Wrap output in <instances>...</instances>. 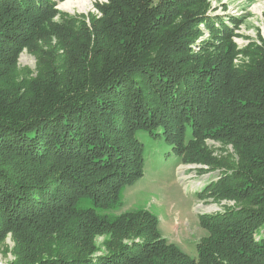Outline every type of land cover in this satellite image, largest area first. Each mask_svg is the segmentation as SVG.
Instances as JSON below:
<instances>
[{
    "label": "trees",
    "instance_id": "obj_1",
    "mask_svg": "<svg viewBox=\"0 0 264 264\" xmlns=\"http://www.w3.org/2000/svg\"><path fill=\"white\" fill-rule=\"evenodd\" d=\"M207 1L108 0L86 23L64 18L56 0H0V246L10 234V264H264V43L237 46ZM23 49L38 59L28 86L15 81ZM238 55L248 61L236 66ZM142 135L182 164L215 160L205 139L234 151L209 167L219 176L198 198L242 205L199 217L195 257L168 244L151 213L116 214L145 174ZM98 235L105 253L93 257Z\"/></svg>",
    "mask_w": 264,
    "mask_h": 264
},
{
    "label": "rangeland",
    "instance_id": "obj_2",
    "mask_svg": "<svg viewBox=\"0 0 264 264\" xmlns=\"http://www.w3.org/2000/svg\"><path fill=\"white\" fill-rule=\"evenodd\" d=\"M160 1L152 0V3L156 5ZM107 3L108 0H63L60 2L56 0L55 8L64 14V18L67 16L82 18L89 23L91 16L101 17L97 7L107 5ZM206 6L210 17L215 18L216 21H223L232 30L235 35L233 41L237 46L240 48L246 45L262 46V41L264 43V0H208ZM190 11L198 13V8H191ZM56 19L64 25L59 18ZM234 21L235 23H232ZM199 28L203 34L197 38V43H202L206 41L209 33L203 25H199ZM214 41L211 40V42ZM49 42L39 46L45 52H49L51 47L56 46L57 41L55 37H51ZM218 52L217 49L212 51L215 54ZM61 53L60 51L56 55L57 60L62 58ZM247 61L246 57L238 55L234 64L239 66L241 62ZM16 62L18 72L15 81L17 80L19 85L28 86L32 78L37 75V57L29 49H23L18 54ZM9 85L11 86L12 83ZM20 92L23 93V89ZM114 122L117 124L120 120L115 119ZM139 138L146 149L145 174L141 180L124 188L121 198L122 206L116 214L139 211L151 213L157 217L159 232L168 244L175 246L190 257H195L197 244L206 236V232L199 226V217L225 213L235 209L239 204L240 207L242 205L228 199L217 200L209 196L207 199L198 198V194L210 182L216 181L219 176L218 170L210 171L209 167H213L217 160L223 157H234V151L230 145L217 140L205 139L199 146L215 160L210 161L208 165L203 163L182 164L179 156L172 152L171 147L163 139L153 140L146 135L139 136ZM6 157L9 158L8 155H3V159ZM12 168L11 165L8 167L10 170ZM105 239V235L94 237L93 242L97 250L93 257H99L105 253L103 246ZM137 241L134 239V242ZM2 246H0V264L14 262L17 254L10 234L6 235Z\"/></svg>",
    "mask_w": 264,
    "mask_h": 264
}]
</instances>
